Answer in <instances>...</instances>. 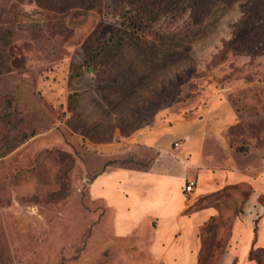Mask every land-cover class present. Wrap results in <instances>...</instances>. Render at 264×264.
I'll use <instances>...</instances> for the list:
<instances>
[{"label":"rangeland","instance_id":"rangeland-1","mask_svg":"<svg viewBox=\"0 0 264 264\" xmlns=\"http://www.w3.org/2000/svg\"><path fill=\"white\" fill-rule=\"evenodd\" d=\"M152 2L0 0V264H162L113 197L160 154L195 264H264V0Z\"/></svg>","mask_w":264,"mask_h":264},{"label":"crops","instance_id":"crops-1","mask_svg":"<svg viewBox=\"0 0 264 264\" xmlns=\"http://www.w3.org/2000/svg\"><path fill=\"white\" fill-rule=\"evenodd\" d=\"M160 157L161 154L156 158L154 169L144 174L145 183L131 184V187H126L130 191L128 195H123L122 198L116 195L113 197L122 201L121 215L123 224L126 222L125 231L132 226L146 224L150 215L157 219L154 222L159 228L155 233V251L162 264H195L199 247L195 238V216L183 215L188 206L185 203L186 195L178 187L179 177L188 174L190 170L186 166L178 169L173 162H163ZM209 174L210 172L208 176ZM131 179H136L131 171L119 170L112 174L108 182L115 184ZM237 253L234 248L232 252L226 251L223 255L225 262L232 263Z\"/></svg>","mask_w":264,"mask_h":264},{"label":"trees","instance_id":"trees-1","mask_svg":"<svg viewBox=\"0 0 264 264\" xmlns=\"http://www.w3.org/2000/svg\"><path fill=\"white\" fill-rule=\"evenodd\" d=\"M38 1V3H39V6H41L42 5V1H44V0H37ZM57 2L58 4H61L63 7L65 6V4L66 3H68V2H70L71 0H54V2ZM156 3V0H153V2L152 3ZM44 3V2H43ZM193 3V2H192ZM158 4V3H157ZM44 5V4H43ZM62 7V8H63ZM162 10H163V8H162ZM6 33H8V32H6ZM3 34V33H2ZM135 40H133V41H137V38H134ZM4 57H3V53L1 52V50H0V69H1V67H4L5 66V62H4V59H3ZM255 251H257V250H255ZM253 252H254V250H251L250 252H249V259L250 260H255L256 262H257V264H258V259L256 258V257H254L253 256ZM231 264H234V261L231 263Z\"/></svg>","mask_w":264,"mask_h":264},{"label":"built area","instance_id":"built-area-1","mask_svg":"<svg viewBox=\"0 0 264 264\" xmlns=\"http://www.w3.org/2000/svg\"><path fill=\"white\" fill-rule=\"evenodd\" d=\"M196 182L194 180H187L185 183V192L186 193H191L193 192L194 188H195Z\"/></svg>","mask_w":264,"mask_h":264}]
</instances>
